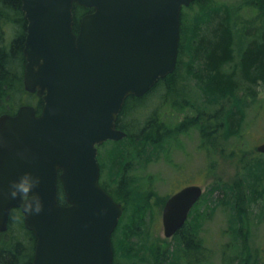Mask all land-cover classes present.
I'll return each instance as SVG.
<instances>
[{"label":"water","instance_id":"95a60500","mask_svg":"<svg viewBox=\"0 0 264 264\" xmlns=\"http://www.w3.org/2000/svg\"><path fill=\"white\" fill-rule=\"evenodd\" d=\"M195 0H21L27 21L24 87L43 100L0 117V233L13 210L37 239L33 264H114L112 237L125 208L100 184L98 147L120 141L126 100L142 97L178 65L181 13ZM75 5L93 9L75 33ZM264 154V143L257 147ZM42 178L44 210L24 214L9 183L24 172ZM59 181L65 204L59 202ZM200 186L173 195L165 236L185 226Z\"/></svg>","mask_w":264,"mask_h":264},{"label":"rangeland","instance_id":"374dc122","mask_svg":"<svg viewBox=\"0 0 264 264\" xmlns=\"http://www.w3.org/2000/svg\"><path fill=\"white\" fill-rule=\"evenodd\" d=\"M254 5V0H201L199 5L195 4L184 11L185 38L187 29L196 26L201 16L220 12L226 14L229 11L238 35L235 60L225 67V72L232 73L237 69L235 78L240 82V90L251 85L241 77L238 68L240 54L255 34V26L260 25V15L263 14ZM245 28L252 29L249 35H243ZM14 31L12 26H6L7 38H12ZM189 63V55L183 51L176 77L179 90L178 96H174L175 108L173 96H169L166 97L167 102L162 99L165 105L159 102L150 109L160 112L163 118L160 123L167 127H162L160 132L163 134L155 144L136 142L130 146L129 137L119 141L124 144L120 147L118 142H106L99 147L101 183L125 207L112 237L114 264H187L182 254L184 245L181 237L178 234L172 238L165 236L163 214L169 198L191 185L204 189V196L191 211L186 224L198 238L204 240L203 249L208 259L205 264H252L246 252L252 248L256 256L259 249H264V169L262 172L258 170L255 177L246 175L245 170L252 166L255 171L258 162L264 168V154L256 150L264 143V88L261 84L255 86L256 99L239 92V99H243L242 104L246 106L242 137L233 135L226 138L228 128L219 129V120L213 119L210 114L213 110L207 107V97L196 71L200 70V64L196 63L194 71H189ZM34 101L35 96L33 99L25 91L24 82L16 81L11 102L0 104V116L16 112L22 105L33 104ZM223 103L225 109L232 106V102L227 100ZM196 108L199 110L197 116ZM201 117L203 122L199 127L195 119ZM212 125L214 129L217 127L214 134ZM211 141L219 142V149H213ZM120 152L127 156L128 167L126 176L115 179L117 172H114L113 159ZM253 177L258 199L255 197L256 201H245L243 209L246 215L242 216L227 194L232 189L248 194ZM121 178H124L125 186H129L130 194L126 195L125 191L119 189ZM240 228L248 236L247 244L238 239Z\"/></svg>","mask_w":264,"mask_h":264},{"label":"trees","instance_id":"16d2710c","mask_svg":"<svg viewBox=\"0 0 264 264\" xmlns=\"http://www.w3.org/2000/svg\"><path fill=\"white\" fill-rule=\"evenodd\" d=\"M199 2H201V0H195L189 7L195 4L199 5ZM254 2V6H258L263 14L260 15V25L255 26V34H253L252 39L241 52L240 63H238L242 79L251 85L240 90L238 88L240 82L235 78L237 69H234L232 73L225 72V67L235 60V43L236 36L238 35L232 24L229 11L228 13L225 12L226 14L220 12L207 14L204 17L201 16L196 26L187 29L185 38L183 33V18L184 11L187 8H184L181 14L179 61L175 72L161 79L146 95L128 98L118 117V128L128 134V137L125 139L130 137L128 145L133 146L136 142H144L145 144L151 142L155 144L157 138L161 137L163 134L160 132L162 127L163 129H167L166 125L160 123L163 120V118H161L162 116L159 114L160 112L157 110L151 111L150 109L157 103H161L163 100L166 101V97L169 96H173V108H175L174 96H178L177 91L179 90L176 77L178 75L180 57L183 51L187 53L190 58L189 71H194L193 66H195L196 63L200 64V70H196L200 78L199 82L204 89L205 97H207V107L210 106V109L213 110L210 114H212L213 119L219 120L220 122L219 129L221 127L228 128L226 138L233 135H237L239 138L242 137V123L245 119L244 110L246 106L242 104L243 99H239V92H243L252 99H256L257 91L255 86L261 84L264 88V0H254ZM91 12H93V9L75 5V33L79 32L81 18ZM6 26H12L15 30V35L12 38H7L5 33ZM248 30L249 28H245L243 35L246 33L249 35L252 29ZM26 34L27 22L21 11V0H0V104L5 101L8 103L11 102L15 91V82L23 81L25 70L23 50ZM225 100L229 101V103L232 102L231 108H224L223 101ZM163 105H165L164 102ZM210 109L207 110L209 111ZM197 111H199L198 108L195 109L196 116L199 115L196 113ZM166 113L169 114L170 112L166 111ZM202 119L203 117L195 119L199 127L202 126V124H200V122H203ZM168 125L169 124H167V126ZM211 130L214 134L217 132V127L214 129L212 125ZM122 143L123 142H118L117 144H119L120 147L124 145ZM210 145L213 149H219V142L214 143L211 141ZM127 159L124 152H120L116 158L114 157L113 168L114 172L115 170L117 172L115 179H117L118 176H126L128 167ZM240 162L243 164L242 159ZM99 163L102 171L101 161H99ZM252 168L251 166L245 169L247 171L246 175H254L255 177L258 170L262 172L264 169L260 162L255 166V171H253ZM112 175L114 176V174ZM101 186L116 201H119L116 195L110 192L103 183H101ZM119 189L125 191L126 195L128 193L130 194L129 186H125L124 178L120 179ZM256 191L254 180L248 194L247 192H236L235 189H232L231 193L227 195L230 197L229 200L236 211L239 214L242 213V216H245L246 213L243 209V205L245 201L252 202L258 199L255 196L257 193ZM255 197L257 199H255ZM59 202L65 204V194L60 181ZM178 235L181 237V242L184 245L182 254L187 264H191L190 261L196 262V264H205L208 259H206L205 256L206 250L203 249L204 240L198 238L196 233L193 232L187 224L180 230ZM245 236H247V234L240 228L238 239H240L242 243L247 244L248 236ZM36 243L37 239L35 234L25 227L21 210H13L10 216L8 232L0 233V264H33ZM246 248L248 249L247 246ZM246 255L248 256V261L252 262V264H264V249H259L258 255L256 253L255 256L251 248L246 252ZM162 264H165V262H162Z\"/></svg>","mask_w":264,"mask_h":264},{"label":"clouds","instance_id":"9594fccd","mask_svg":"<svg viewBox=\"0 0 264 264\" xmlns=\"http://www.w3.org/2000/svg\"><path fill=\"white\" fill-rule=\"evenodd\" d=\"M42 178L31 171L24 172L18 179L10 181L7 195L10 199H19L24 214L38 215L44 210L41 195L34 191L41 184ZM0 195H3L0 190Z\"/></svg>","mask_w":264,"mask_h":264},{"label":"flooded vegetation","instance_id":"af4514ba","mask_svg":"<svg viewBox=\"0 0 264 264\" xmlns=\"http://www.w3.org/2000/svg\"><path fill=\"white\" fill-rule=\"evenodd\" d=\"M25 65H26V60H25ZM34 96H35V101H34V103L33 104H31V103H28V104H24V105H29V106H33V107H35L36 109H37V114L38 115H40V113H41V110H42V105H43V101H42V99L41 98H39L36 94H32V98L34 99ZM24 105H22V106H24ZM19 110V109H18ZM18 110L16 111V112H11V113H9L10 115H15L17 112H18ZM192 186V185H191ZM187 187H189V186H187ZM186 188V187H185ZM195 208V206L193 207V209Z\"/></svg>","mask_w":264,"mask_h":264}]
</instances>
